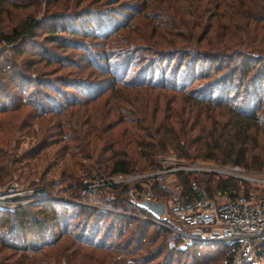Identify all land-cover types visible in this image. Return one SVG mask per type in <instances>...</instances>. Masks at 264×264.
Instances as JSON below:
<instances>
[{"label": "trees", "instance_id": "1", "mask_svg": "<svg viewBox=\"0 0 264 264\" xmlns=\"http://www.w3.org/2000/svg\"><path fill=\"white\" fill-rule=\"evenodd\" d=\"M33 1L43 7L41 16L39 9L20 13L0 31V113L13 112L19 124L26 122L12 132L28 128L19 158L58 144L53 156L68 155L59 173L82 191L89 170L79 157H93L98 176L154 169V155L168 150L187 160L264 169V2L166 0L154 6L155 0H140L136 6L131 0H0V12L5 4L19 9ZM111 4L116 10H133L136 20L130 21L132 13H117L121 22L109 18V29L93 33L91 25L114 12L107 7ZM44 20L47 30L36 41L35 29ZM50 43L55 46L47 48ZM57 47L71 52L55 51ZM10 51L21 60L7 59ZM132 62L137 66L125 76ZM50 64L56 67L47 69ZM67 67L77 69L61 73ZM85 68L90 70L81 78ZM93 69L100 75L90 77ZM89 85L96 93L103 85L118 93L97 118L85 100L61 89L84 91ZM122 98L125 103L119 105ZM15 144L11 135L2 140L0 156L3 146L12 151ZM7 162H0V174L7 172ZM45 170L32 177L36 191L48 190L42 180ZM173 174L182 194L192 193L191 181L207 195L224 189L232 196L239 188L228 176L214 180L210 173ZM113 190L110 210L56 199L0 208V264H44L42 254L57 259L51 247L60 235L71 253L84 246L109 249L111 264H231L230 245L223 242L167 244V230L134 216L147 211L129 201L123 186ZM67 207L82 213L79 222L86 234L68 231L67 214L60 211ZM58 246L64 252L63 244ZM160 253V263H151ZM99 258L94 264L103 262L105 253Z\"/></svg>", "mask_w": 264, "mask_h": 264}, {"label": "rangeland", "instance_id": "2", "mask_svg": "<svg viewBox=\"0 0 264 264\" xmlns=\"http://www.w3.org/2000/svg\"><path fill=\"white\" fill-rule=\"evenodd\" d=\"M17 1H20V0H17ZM121 1H123V0H121ZM131 1H132L131 3L132 4L134 3V5H136V6H138L140 4V0H131ZM229 1L233 5L234 4L237 5V2L239 0H226V2H229ZM259 1L264 2V0H244L243 4H245L246 6H250V5L253 6L254 4L258 3ZM165 2H166V0H155L152 3L155 6V5L166 4ZM33 3H34V1L31 4H33ZM115 5L116 4H111V5L107 6V7H114V8H111L114 11L113 13L107 14V12H106L105 18H103V17L99 18V21L97 20L98 23L91 25V27H92L91 31H93V33L100 34V32H105V29L106 30L109 29V27L112 24V21L110 19L117 20V21L121 22L123 20V18L120 15H118L117 13H123V14L124 13H132V14H134L133 10H116V9H118V7H116ZM4 7L6 8L5 12H0V31L3 30L6 26H8L9 23H14L17 19H19L20 13L22 15L26 11H31V10L33 11L34 9H36V10L39 9V12H36V14L39 13V15L41 16V13L44 10L43 7L41 6V4L40 5L39 4L38 5H36V4L27 5V7H24V8L20 7L19 9L13 8V7L9 6L8 4H5ZM104 9H108V8H104ZM152 10L156 11L155 9H152ZM117 11H120V12H117ZM136 16H137V14H134L130 18V21L131 22L135 21ZM44 22H45V20L41 21L40 25L35 29L36 30V36L34 39H36V41L40 40L41 37L45 34V32L47 30V25ZM49 46L53 47L55 45L53 43L46 45L47 48ZM0 48L3 49L1 43H0ZM25 48H27V44L25 45ZM54 50L55 51H62L58 47L55 48ZM52 51H53V49H52ZM63 51L68 52V53L71 52V50L68 48H66ZM63 51H62V53H65ZM5 54H6L7 59L11 58L16 62L21 60V55H19V56L13 55L11 53V51L5 52ZM155 65H157V64H155ZM131 66L133 68L134 67L136 68L137 65H135L134 62H132L130 65V69L128 70V73L125 76H128V74L132 71ZM51 67H56V66H55V64H50L49 66H47V69H49ZM157 67H159V66L157 65ZM65 69L75 71V69H77V68H70V67L62 68L60 70L61 73H65ZM89 70H90V68L83 69L81 78H83L84 75H86V73ZM93 70H94V72L91 74L90 77H94V75H100L98 71H96L95 69H93ZM56 73H58V72H56ZM104 76H106V75L103 74V77ZM166 77H167V73L165 74V80H167ZM89 79H91V78H89ZM104 84H105V81H104ZM9 86H11V85L6 84L4 87H5V89L9 90L11 93L13 91V89L9 88ZM33 87H34V85H33ZM102 88H103V91L99 92V90H98V93H96L97 91L95 92L96 88L92 87L91 85L86 87L84 89V91L81 90V88H80L81 91L77 90V89H71V88H61V89H66L65 91H67L70 95H74L78 99L85 100L83 102V105L86 106L87 108L93 109L94 111H92V112L95 113V118H97L96 114H98V112L101 110V108H104V107L107 108L110 104V101L114 102L116 99V95L118 94V93H113L112 91H109L108 89H105L104 85ZM50 93H52V92L50 91ZM55 98H57V100H59V101L61 100V98L58 97V95H56ZM129 98L132 99L131 97H129ZM125 100H126V98H122V100H120V102H119V105L124 104ZM136 103H137V101L134 100L133 104H136ZM70 108H71V106L67 107V110L65 112L69 111ZM75 115L76 114H74L73 117H75ZM18 116L19 115L15 114L13 112H9V111H5L3 113H0V145H1L2 140H4L5 138H7L10 135L13 136V138L15 139V143H16L15 145H17L15 147V149L12 151L6 150L5 146H3V148L1 149V151L4 152V155L0 156V158H4L6 161L8 160L7 163L9 165L7 164V167H8L7 172H3V173L1 172V174H0V188L2 190V191L0 190V192L10 193V194H8V197H11L12 199L11 198L2 199L0 201V204H1L0 208L9 209V208H14V207L19 206V205H27V204H33V203L35 204V202H40V201L42 202L45 199H52V200L56 199V200L71 202L74 204H79V205H82L83 207L84 206H92V207L97 208V209H102V210L108 209V210H110V209H113L112 207H114V206L109 205V204H111L110 201L108 200L110 197V191L123 186L125 183H128L129 186H132L133 183L137 181V180L131 179V180H128L126 182L118 183L112 187H109L107 185H94L91 187H87V189L85 191H82V190L78 189V185L76 184V182H74L73 179H71L73 181H70L64 177V174L59 173V169L61 167L60 165L62 162L65 161V157L68 155L64 154L62 158L54 157L52 153H53V151H55L56 146L58 145V144H54V143L46 145L42 150H40L37 154H35L33 156H28V157L25 156L24 158H19V153L25 148L26 143H27L28 135H26V132H27L28 128H22L19 131L12 132L13 128L20 127V125L22 126L24 123H26V122L22 121L21 124H19V122H18L19 120L17 118ZM51 116H55V115H51ZM46 117H48V115H46ZM33 125L31 127H33ZM12 145H11V143H9V146H12ZM7 148H9V147H7ZM154 156H155L154 159H156V157L170 156V157H175L176 159L187 160L184 157L176 156L174 153H172L169 150H168V152H162V153L156 154ZM90 158L89 157L77 158V160L80 161V163L85 164L86 169L89 170L88 171L89 175L85 179H89V180L94 179L95 180L94 183H96V184L102 183V181L97 180L98 175L96 174V170H95V168H97V163L93 157L91 160H89ZM4 159L0 160V162L3 163ZM51 161L53 162V164H51L50 166H47L46 164L50 163ZM191 161L195 162V163H201L202 165H208L210 168H216V169H217L216 166H224V167L229 166V165H222V164L217 163V162H212L211 160L195 159V160H191ZM230 167H232V166H230ZM236 168L238 170L241 169L243 171L252 173L254 175H258V176H262V177L264 176V169L257 171V170L245 169V168L240 167V166H237ZM44 169H46V170L42 174L43 175L42 180L45 182L47 181L49 186H48V190H46L45 192L44 191L39 192V191L34 190V188L38 185H34V184L32 185V183H33L32 181H34L32 177L35 175H37V176L40 175V173H42V170H44ZM66 171H68V169H66L64 172H66ZM133 172H136V171H133ZM189 172L194 173L195 175H200L201 173H210L209 176H211V178H213L214 180L216 177H226V176H222V174H219L218 172H210V171L205 172V171H201V170H189ZM128 173H132V172H128ZM103 174L105 177L109 176V174H105V173H103ZM232 180H235V182L238 184L239 188L237 190H239L240 188H242V190L246 189V187L249 188L250 183L256 184L254 182H250L249 180H242L239 178H232ZM176 183H177V179H176L175 174H173V173L167 174L166 180L164 182L160 183V187H162L166 190L164 191V193L161 191L159 192L158 189H156V191L161 193L163 196L170 195L172 193H177L179 191V186H178V183L177 184ZM209 184H211V182H209ZM257 184H259V183H257ZM255 187L257 190L264 188L263 185L262 186L261 185H255ZM77 190H78L79 194H80V191H82V194L79 196L78 195L73 196V195L77 194V192H76ZM113 191H115V190H113ZM168 191H170V192H168ZM34 209H36V208H33V210ZM55 209L57 211L59 210V208L56 206H55ZM70 210H71L70 207H67L64 210H60V211H62L61 213L65 212V214H67V217L69 219L68 220L67 217L64 218L65 222L68 221L67 222L68 223V225H67L68 231H72V232L77 231V232H80L82 235L86 234L84 227H82V223L79 222L80 221L79 219H81L82 213L79 214V216H78V212H76L75 210H73V211H70ZM61 213H59V218L61 216ZM69 221H71V222H69ZM60 227L61 226L59 224V228L57 229L58 232L60 230ZM62 237L63 236L60 235L59 240L56 242V245L51 247L52 249H54L53 252H55V254H56L55 256L57 259H54V256L45 258L43 256V254L41 253L42 255H39V257L44 259V261L42 263H44V264L45 263L46 264H94V261H96V259H100L99 255H103L105 253L106 258L102 259L103 262H101L100 264H109V263L111 264L112 261L111 262L109 261V249L108 250L90 249V248H86L84 246V247H80V249H81L80 251L71 253L68 251V248H65V246H64L65 240H63ZM166 238H167V244H169V245L173 244L174 242L176 244L178 243V246H185L186 245L182 241L181 237H179V236H177V235H175L169 231H167ZM176 239L178 240V242L176 241ZM58 243L63 244L64 252L60 246L57 247ZM204 243H208V242H204ZM48 248L49 247L47 246V247H44L43 249H48ZM102 251H106V252L103 253ZM49 252H50V250H49ZM34 257L37 258L35 255H34ZM161 260H162V254L160 253L156 257V259L153 260L154 262H151V263H155V262L160 263ZM186 262H188V260H186ZM246 263L247 264H264V258L258 257L255 260L245 261V263H241V264H246Z\"/></svg>", "mask_w": 264, "mask_h": 264}, {"label": "built area", "instance_id": "3", "mask_svg": "<svg viewBox=\"0 0 264 264\" xmlns=\"http://www.w3.org/2000/svg\"><path fill=\"white\" fill-rule=\"evenodd\" d=\"M155 163L157 167L154 169L111 174L108 177L101 174L97 180L102 183L96 184L94 179H83L82 183L86 187L94 185L112 187L131 179L137 180L132 186L128 183L123 185V192L129 201L136 203L142 199L162 202V210L158 216L155 217L149 212L133 214L137 218L181 237L184 244L226 243L230 245L232 251L231 264L245 263L258 257L264 258V188L257 190L255 187L264 186V176L238 170L235 165L216 166V169L170 156L156 157ZM189 170L218 172L222 176L249 180L256 184L250 183L249 188L243 190L240 188L232 196L224 189H215L212 194L207 195L201 192L193 181L190 182L191 194L184 192L182 194L178 191L163 196L154 191L160 188V183L166 180L167 174ZM8 194L10 193L0 192V201L11 198ZM113 211L127 214L119 210Z\"/></svg>", "mask_w": 264, "mask_h": 264}, {"label": "water", "instance_id": "4", "mask_svg": "<svg viewBox=\"0 0 264 264\" xmlns=\"http://www.w3.org/2000/svg\"><path fill=\"white\" fill-rule=\"evenodd\" d=\"M136 205L145 211L149 212L153 216H158L162 210L161 201H151V200H138Z\"/></svg>", "mask_w": 264, "mask_h": 264}]
</instances>
